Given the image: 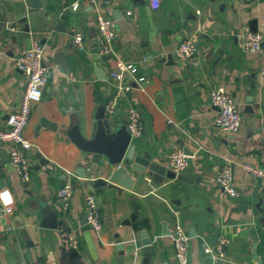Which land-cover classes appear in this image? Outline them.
<instances>
[{"label": "crops", "instance_id": "obj_1", "mask_svg": "<svg viewBox=\"0 0 264 264\" xmlns=\"http://www.w3.org/2000/svg\"><path fill=\"white\" fill-rule=\"evenodd\" d=\"M39 1L41 6L30 12L32 0H0V130L7 128L8 114L25 89L24 74L14 60L31 40L44 46L49 67L24 132L32 143L26 151L28 181L12 167L8 145L0 143V187L14 201L12 212L0 217V264H145L144 237L152 246L147 264H177L172 241L176 219L189 235L187 264H256L258 258L264 264V178L242 168L243 163L264 167V44L257 52L241 46V35L251 24L264 35V0ZM74 1L76 9L70 7ZM97 11L116 21L111 54L97 53ZM76 31L83 36L84 50L71 46ZM186 38L197 47V64L174 53ZM56 54L61 55L58 60ZM118 59L134 63L145 79L138 83L128 78L131 88L108 119L117 127L126 121L127 108L136 106L142 128L134 139L143 150L169 168L168 155L187 148L190 162L175 178L156 186L147 173L128 169L134 180L130 190L104 186L93 191L101 218L94 231L83 219L84 195L91 190L77 172L85 168L91 181L105 177V157L94 158L76 138L89 139L99 101L112 93ZM218 85L242 113L236 133L214 126L209 90ZM226 163L233 164L235 197L214 181ZM67 181L73 192L64 205L57 190ZM43 202L57 211L56 228L40 225ZM69 230L78 233L76 250L66 242ZM214 235L228 239L224 259L214 260L204 251Z\"/></svg>", "mask_w": 264, "mask_h": 264}, {"label": "built area", "instance_id": "obj_2", "mask_svg": "<svg viewBox=\"0 0 264 264\" xmlns=\"http://www.w3.org/2000/svg\"><path fill=\"white\" fill-rule=\"evenodd\" d=\"M157 3L158 0H151ZM72 9L78 7V2L74 1L70 5ZM95 25L101 37V43L97 49L100 55L113 53V44L116 38V21L112 16L97 11L95 15ZM264 44V35L258 31L246 29L241 35V46L248 52H257ZM71 46L75 50H84L85 44L82 34L76 31L71 37ZM197 47L191 38H186L179 42L174 50L176 57L182 61H188L197 64ZM14 66L20 69L25 77V89L20 97L18 106L8 114L7 128L0 130V143L8 145L10 163L14 170L24 181L30 178V164L26 151L32 146V143L24 135L28 118L32 112L33 103L38 101L42 95L44 86L48 80L49 67L44 60V46L38 40L33 39L30 45L25 48L14 60ZM260 74L264 78V64L260 68ZM115 82L112 93L106 99L105 114L110 116L125 91L131 88L128 78L140 83L145 77L138 73V67L122 59L116 61L115 70L112 73ZM209 102L215 107L213 117L214 126L225 133H236L240 130L242 124V113L237 102L224 89L223 86H214L209 90ZM171 121L170 119H168ZM126 126L134 139L142 128L141 117L136 106H129L126 110ZM168 166L180 174L190 162V156L183 149H177L168 155ZM242 168L258 178H264V167L250 163H243ZM214 181L216 185L225 194L235 197L239 191L234 184L233 164H224L215 174ZM73 192V185L67 181L57 190V197L65 205ZM13 197L11 192L0 187V217L10 214L13 210ZM84 218L86 224L94 231L101 227L100 211L96 202V196L88 191L84 195ZM189 235L184 224L176 219L172 228V241L174 257L177 264H187V241ZM66 242L72 250H76L79 244V236L75 230H69L66 233ZM228 239L220 236L213 244L206 243L204 251L214 260L224 259L225 247Z\"/></svg>", "mask_w": 264, "mask_h": 264}, {"label": "water", "instance_id": "obj_3", "mask_svg": "<svg viewBox=\"0 0 264 264\" xmlns=\"http://www.w3.org/2000/svg\"><path fill=\"white\" fill-rule=\"evenodd\" d=\"M39 6H41L39 0H32L28 10L32 12ZM114 17L116 18L115 15ZM61 24L62 22H58L57 26ZM250 30L256 31V27L251 24ZM60 56V54H56V60H58ZM62 67L67 66L63 65ZM98 77L104 78L105 76L102 74ZM250 100L252 99H249V101ZM105 103L106 95L99 101L95 114L96 120L93 123L89 139L86 140L81 136L76 138L79 147L84 151L91 152L94 158L98 159L100 156L105 157V161L102 165V171L105 173V177H98L91 181V175L86 172L85 168L77 172L80 177L88 180V189L92 192H100L101 187L106 186L108 189H115L117 191H119L120 188L130 190L134 184V180L131 178L128 169L140 173H147L152 178L153 186L162 183L165 178H175V172L153 160L151 154L143 150L142 144L131 138L126 126V121L117 127L111 123L105 114ZM41 123L48 125L50 128H54L55 126L46 120H42ZM183 151L188 155L191 154L187 148H184ZM37 158L40 162L44 161L39 153H37ZM60 204H63V202ZM40 213L42 214L41 226L48 228L57 227V211L52 208L51 205L44 202L41 203ZM133 218L134 214L131 215L130 219ZM83 219L85 220L84 216ZM128 221L129 220H125V222ZM114 237L116 238L119 253L122 255L121 238L117 232L114 234ZM217 238L218 236L214 235L211 244H213ZM142 244L144 246L143 261L147 264L152 254V246L150 240L146 237L143 238ZM256 264H261L259 258Z\"/></svg>", "mask_w": 264, "mask_h": 264}]
</instances>
